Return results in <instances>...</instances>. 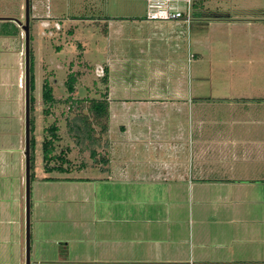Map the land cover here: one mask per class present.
I'll return each mask as SVG.
<instances>
[{
	"label": "rangeland",
	"instance_id": "374dc122",
	"mask_svg": "<svg viewBox=\"0 0 264 264\" xmlns=\"http://www.w3.org/2000/svg\"><path fill=\"white\" fill-rule=\"evenodd\" d=\"M83 1L88 7L86 12L80 11L82 0H28L34 78L30 113L33 179L29 198V264H120L116 260L122 258L121 219H128L123 210L128 208L135 213L145 209L150 216L180 204L179 212L184 217L181 210L184 200L157 197L155 192L152 197H141L138 184L142 183L122 182L118 175L110 181L98 177V168L104 167L100 160L106 156L108 139L93 121L84 100L107 94L101 78L105 74L104 63L111 54L107 52L101 27L74 26L65 19L79 13L96 14L90 12L95 8L90 9L88 3L97 1V10L102 15L138 20L143 2ZM200 2L196 10L205 16L192 21L183 38L189 49L184 47L177 54L166 51L158 55L147 46L126 45L122 47L124 54L112 53L124 65L117 79L129 84L128 87L142 83L139 88L150 89L149 81L154 79L158 68L161 67L162 74L161 78L158 76L160 83L173 76L165 70L164 62L178 58L184 66L183 75L189 77V94L264 97V0ZM24 17L25 0H0V22L14 23L19 29L16 37L0 36V264H17L19 255L25 264L24 36L21 31ZM49 17H64L65 23L58 27L57 21ZM122 25L120 31L138 36L132 23ZM150 32L144 28V33ZM70 74L76 77L72 93L65 86ZM44 83L52 89L55 99L52 105L42 101ZM116 86L118 89L120 85ZM119 92L123 94L122 90ZM81 117H87L90 122V137L84 131L74 130L75 124L82 127ZM53 125L58 139L53 142L51 155L61 154L65 172L44 171L42 144L50 138L48 129ZM60 162L53 158L49 165ZM163 215L160 214L162 219ZM113 219L117 221L111 223ZM129 220L137 224L135 217ZM130 240L131 237H126L127 242ZM116 243L120 244L119 248Z\"/></svg>",
	"mask_w": 264,
	"mask_h": 264
},
{
	"label": "crops",
	"instance_id": "0c3cea01",
	"mask_svg": "<svg viewBox=\"0 0 264 264\" xmlns=\"http://www.w3.org/2000/svg\"><path fill=\"white\" fill-rule=\"evenodd\" d=\"M142 2L138 20L102 15L97 1L88 3L90 9L95 8L90 12L96 14L79 13L65 19L74 26L101 27L111 54L104 63L108 140L98 177L110 181L118 175L122 182L142 183L138 184L141 197H152L155 192L157 197L184 200V217L180 204L150 216L145 209L135 213L123 210L128 219H121L122 258L116 261L264 264V97L189 94V77L183 75L184 66L178 58L164 62L165 70L173 76L161 83L159 66L154 73L157 77L149 81L150 89L139 88L142 83L128 87L118 80L123 64L112 53L124 54L122 47L126 45L147 46L158 55L189 49L183 40L189 25L181 21L148 22ZM86 7L82 0L80 11L86 12ZM204 16L194 9L192 21ZM50 19L57 21L58 27L65 23L64 17ZM126 22L132 23L138 36L119 30ZM144 28L151 32L144 33ZM116 85H120L118 89ZM133 217L136 225L129 220ZM126 237H131L130 242ZM17 260L23 264L21 255Z\"/></svg>",
	"mask_w": 264,
	"mask_h": 264
},
{
	"label": "trees",
	"instance_id": "16d2710c",
	"mask_svg": "<svg viewBox=\"0 0 264 264\" xmlns=\"http://www.w3.org/2000/svg\"><path fill=\"white\" fill-rule=\"evenodd\" d=\"M201 2L200 0H193V10L196 9V6L199 5ZM195 14V13H194ZM8 25H11V27L8 28ZM19 35V29L16 24L11 22H0V36L7 37V36H13L16 37ZM106 73V72H105ZM29 75H30V94H29V103H30V113L32 112V104H33V96L32 93L34 91V78H33V56L30 51L29 55ZM104 86L106 85L107 79L106 74H103V77L101 78ZM76 82L75 74H70L66 80L65 86L67 88V91L69 93H72L74 91V84ZM106 89V87H105ZM54 97L52 94V89L47 83H44L42 86V101L44 104L52 105L55 103ZM70 99H67L66 102H69ZM85 102L88 103V112L91 114L93 121H95L100 126L101 132H106L107 130V116H108V104L106 101V94L104 97L99 99H85ZM76 102V101H75ZM79 121L82 122V127L78 128V125L75 124L74 130L76 131H84L86 137H90V134L92 133L90 122L87 117H81L79 118ZM105 121V122H104ZM101 122V123H100ZM104 122V123H102ZM80 129V130H79ZM33 131V121L30 116V133ZM50 133V138L43 142L42 144V152H43V161L45 163L44 165V171L46 173L54 170V171H63V167L61 164L64 163L65 159H61V154L58 155V157H53L51 155V152L53 151V142L58 139L56 132L57 128L53 125L49 127L48 129ZM33 140L30 138V181L33 179V174L31 173L32 167H33ZM91 155L94 156V152L91 151ZM53 158H58L61 162L59 165L50 166L49 163Z\"/></svg>",
	"mask_w": 264,
	"mask_h": 264
},
{
	"label": "water",
	"instance_id": "95a60500",
	"mask_svg": "<svg viewBox=\"0 0 264 264\" xmlns=\"http://www.w3.org/2000/svg\"><path fill=\"white\" fill-rule=\"evenodd\" d=\"M24 197H25V264H29V198H30V75H29V6L25 0L24 25Z\"/></svg>",
	"mask_w": 264,
	"mask_h": 264
},
{
	"label": "built area",
	"instance_id": "2783aa9c",
	"mask_svg": "<svg viewBox=\"0 0 264 264\" xmlns=\"http://www.w3.org/2000/svg\"><path fill=\"white\" fill-rule=\"evenodd\" d=\"M144 4V19L148 22H192L193 0H144Z\"/></svg>",
	"mask_w": 264,
	"mask_h": 264
}]
</instances>
